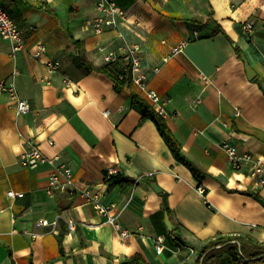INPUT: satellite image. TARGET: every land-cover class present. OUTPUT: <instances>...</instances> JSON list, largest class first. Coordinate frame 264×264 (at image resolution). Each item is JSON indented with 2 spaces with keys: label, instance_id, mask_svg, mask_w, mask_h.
Returning a JSON list of instances; mask_svg holds the SVG:
<instances>
[{
  "label": "crops",
  "instance_id": "crops-1",
  "mask_svg": "<svg viewBox=\"0 0 264 264\" xmlns=\"http://www.w3.org/2000/svg\"><path fill=\"white\" fill-rule=\"evenodd\" d=\"M114 1L126 15L96 34L95 0H0L24 44L13 52L0 36V264H125L137 255L145 264H200V249L217 236L264 242V186L246 168L235 170L221 148L229 141L264 157V0ZM183 41V52L172 55ZM131 44L142 47L140 74L166 102V124L192 169L133 103L134 94L145 97L137 85L118 90L108 74L74 62L81 53L104 66L108 51ZM40 45L46 51L38 55ZM48 62L59 63L58 71ZM7 80L30 104L28 113L18 114L2 92ZM32 146L48 159L61 157L73 185L48 192L54 164H20ZM108 169L131 182L112 186ZM86 193L117 205L120 230Z\"/></svg>",
  "mask_w": 264,
  "mask_h": 264
},
{
  "label": "built area",
  "instance_id": "built-area-1",
  "mask_svg": "<svg viewBox=\"0 0 264 264\" xmlns=\"http://www.w3.org/2000/svg\"><path fill=\"white\" fill-rule=\"evenodd\" d=\"M96 8L99 12L97 16L91 23L96 34H102L105 27L115 28L118 24V18H122L126 15L125 11L120 8L114 0H95ZM247 32L252 29L251 24H247L245 27ZM0 36L12 41L13 52H17L23 49L24 44L22 40V32L20 31L17 23L10 16V14L3 8L0 4ZM187 41L181 42L177 47L172 50V55L183 52ZM101 52L105 50V47L101 46L99 48ZM46 51L44 45L39 46L38 55L43 54ZM142 47L140 44L124 45L119 47L117 50L108 51L105 55V62L108 64H119L126 63L129 65L132 74V83L137 85L139 89L144 93L145 97L150 101L155 111L161 116L165 117L166 112V102L163 101L159 95L148 88L146 80L140 74L142 67ZM50 70L56 72L58 71L60 65L57 62L46 63ZM2 92L9 95L11 101L16 105V110L18 114H26L30 111V104L22 100L19 96L16 84L14 81H3L1 83ZM202 103L201 100H197L194 104L198 107ZM236 115H240L239 112ZM221 148L226 152L229 162L235 170H241L246 168L248 174L251 178L257 181V186H264V157H257L249 153H241L238 147L229 141H224L221 144ZM54 164L55 168L50 174L48 182V192L52 193L55 189L65 188L66 186H72L73 181V169L64 161L61 157L55 156L52 159H48L41 152V150L32 146L26 149L20 155V164L26 168H36L44 163ZM120 175L116 169H108L107 177ZM198 191L207 196V192L203 187H198ZM89 199H91L95 204V209L106 218V222L113 225L117 230H120V226L117 222L119 213L117 212V205L114 203H104L101 201L100 195H91L86 193ZM8 196L10 198H22L24 193L9 191ZM39 225L42 226H57V221H49L48 219H41L38 221ZM69 231H74L76 229V223L74 221L68 222ZM56 235H59V229L53 231ZM122 236H127V231L121 232ZM175 238V237H173ZM164 250V238L159 237L157 243V253L160 254Z\"/></svg>",
  "mask_w": 264,
  "mask_h": 264
},
{
  "label": "trees",
  "instance_id": "trees-1",
  "mask_svg": "<svg viewBox=\"0 0 264 264\" xmlns=\"http://www.w3.org/2000/svg\"><path fill=\"white\" fill-rule=\"evenodd\" d=\"M74 44L80 50V42L74 40ZM74 62L77 66L85 68L87 71L98 70L108 74L115 83L116 89H121L125 85L132 84V74L129 65L126 63L106 64L104 66L91 65L84 54L79 53ZM133 103L140 106L143 118H148L154 121L158 130L174 156L185 165L190 167L192 164L182 154V149L178 141L173 136L168 128L165 118L161 117L153 108L152 104L146 97L134 94ZM112 186L122 185L131 182L128 179L121 177V175L112 176L109 179ZM167 212L171 211L166 207ZM177 235V232L172 233ZM198 263L200 264H218L221 253H226L229 256L228 264H264V242H259L248 235H229L217 236L209 239L200 249ZM125 264H145L140 256L129 258Z\"/></svg>",
  "mask_w": 264,
  "mask_h": 264
},
{
  "label": "water",
  "instance_id": "water-1",
  "mask_svg": "<svg viewBox=\"0 0 264 264\" xmlns=\"http://www.w3.org/2000/svg\"><path fill=\"white\" fill-rule=\"evenodd\" d=\"M197 23H203L204 22V17H199L198 19H196ZM245 67H246V71L248 73V76L250 77V79L254 78L256 76V73L253 71V69L249 66L248 62L245 61ZM152 186L154 187V189L157 192H161V189L157 186V184L153 183ZM165 223L169 229L170 232H174L176 227L173 225V223L170 220V217L168 214H166V219H165Z\"/></svg>",
  "mask_w": 264,
  "mask_h": 264
},
{
  "label": "rangeland",
  "instance_id": "rangeland-1",
  "mask_svg": "<svg viewBox=\"0 0 264 264\" xmlns=\"http://www.w3.org/2000/svg\"><path fill=\"white\" fill-rule=\"evenodd\" d=\"M219 262L218 264H228L229 263V256L226 253H221L219 257Z\"/></svg>",
  "mask_w": 264,
  "mask_h": 264
}]
</instances>
